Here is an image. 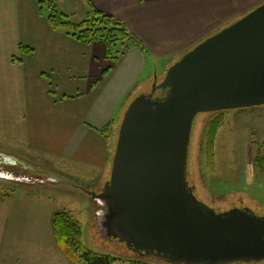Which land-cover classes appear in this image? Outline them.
I'll use <instances>...</instances> for the list:
<instances>
[{
  "label": "water",
  "instance_id": "1",
  "mask_svg": "<svg viewBox=\"0 0 264 264\" xmlns=\"http://www.w3.org/2000/svg\"><path fill=\"white\" fill-rule=\"evenodd\" d=\"M263 105L264 3L185 52L129 102L110 177L98 192L0 154L97 200L105 235L139 256L168 264L264 263V214L249 207L217 212L198 199L188 175L197 115Z\"/></svg>",
  "mask_w": 264,
  "mask_h": 264
},
{
  "label": "crops",
  "instance_id": "2",
  "mask_svg": "<svg viewBox=\"0 0 264 264\" xmlns=\"http://www.w3.org/2000/svg\"><path fill=\"white\" fill-rule=\"evenodd\" d=\"M90 1L123 20L152 58L128 45L113 63L102 41L85 44L52 28L38 0H0V153L100 190L112 167L108 132L129 102L184 52L264 0ZM58 4L74 22L89 10L86 0Z\"/></svg>",
  "mask_w": 264,
  "mask_h": 264
},
{
  "label": "rangeland",
  "instance_id": "3",
  "mask_svg": "<svg viewBox=\"0 0 264 264\" xmlns=\"http://www.w3.org/2000/svg\"><path fill=\"white\" fill-rule=\"evenodd\" d=\"M160 69L162 72L165 68ZM215 119L220 125L212 161L209 129ZM119 126L108 132L112 153ZM259 152H264V105L197 115L188 175L198 199L217 212L249 207L263 215L264 171L254 161ZM69 180L99 191L77 178ZM101 209L97 200L72 184L49 181L47 176L31 170L0 164V264H85L69 259L57 243L52 219L59 211L82 226V241L88 249L116 258L112 264H168L139 256L123 242L107 237L99 224Z\"/></svg>",
  "mask_w": 264,
  "mask_h": 264
},
{
  "label": "trees",
  "instance_id": "4",
  "mask_svg": "<svg viewBox=\"0 0 264 264\" xmlns=\"http://www.w3.org/2000/svg\"><path fill=\"white\" fill-rule=\"evenodd\" d=\"M86 1L89 10L85 19L81 22H74L65 14L60 9L58 0H38V3L40 12L47 16L50 25L54 29H63L66 34L85 44L102 41L106 46V58L113 63L119 61L123 49L128 45L137 47L147 58H152L144 42L129 29L123 20L99 11L93 6L90 0ZM21 50L24 53H31L33 51V49L24 46H21ZM109 69L105 70L103 75H105ZM156 95L163 96L164 93L158 90ZM219 125L220 121L215 119L211 122L209 129V149L212 153V161L213 148L215 146V138ZM110 126L111 124L99 131L106 134ZM254 161L256 165L264 171V152H259ZM52 223L57 243L61 250L67 254L69 259L81 260L85 264H112L117 261V259L112 256L99 254L88 249L82 241V226L74 221L66 212H56L53 215Z\"/></svg>",
  "mask_w": 264,
  "mask_h": 264
},
{
  "label": "flooded vegetation",
  "instance_id": "5",
  "mask_svg": "<svg viewBox=\"0 0 264 264\" xmlns=\"http://www.w3.org/2000/svg\"><path fill=\"white\" fill-rule=\"evenodd\" d=\"M0 164H4V165H9V166H16V167H19V168H23L21 167L20 165H17V164H13V163H10L8 161H6L0 154ZM29 170V169H27Z\"/></svg>",
  "mask_w": 264,
  "mask_h": 264
}]
</instances>
